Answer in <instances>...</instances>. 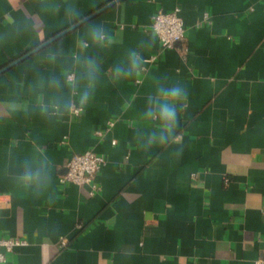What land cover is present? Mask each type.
<instances>
[{"label": "crops", "instance_id": "0c3cea01", "mask_svg": "<svg viewBox=\"0 0 264 264\" xmlns=\"http://www.w3.org/2000/svg\"><path fill=\"white\" fill-rule=\"evenodd\" d=\"M176 6L185 56L161 48L151 30L159 9ZM93 26H103L110 46L85 43ZM131 50L144 58L141 74L114 83V66ZM87 57L100 65L91 104L53 115L54 97L69 89H50L48 79H77ZM153 77L180 82L188 106L179 142L143 151L135 137L154 127L141 115ZM87 149L106 158L94 193L59 181L72 153ZM38 164L50 181L23 183L25 166ZM2 237L26 241L3 264L264 257V0H0Z\"/></svg>", "mask_w": 264, "mask_h": 264}, {"label": "clouds", "instance_id": "9594fccd", "mask_svg": "<svg viewBox=\"0 0 264 264\" xmlns=\"http://www.w3.org/2000/svg\"><path fill=\"white\" fill-rule=\"evenodd\" d=\"M85 43L103 48L110 46L111 40L103 26H93L87 34ZM47 59L50 62H56L57 55L49 53ZM78 64L80 71L77 79L70 81L63 76H52L47 81V86L57 92L64 88L69 89L67 95L54 97L53 115L72 114L77 107L80 112H83L94 98L100 81L99 62L94 57H87L79 60ZM143 67V56L136 50H131L124 62L114 66L113 82L137 77L141 74ZM187 106L188 92L180 82H170L167 77H153V92L147 96L141 115L147 125H154V127H151V130L137 131L135 139L138 147L148 151L154 146L177 144L180 116ZM42 111L47 112V108ZM50 179V173L43 164L26 165L20 176V180L27 185H43Z\"/></svg>", "mask_w": 264, "mask_h": 264}, {"label": "built area", "instance_id": "2783aa9c", "mask_svg": "<svg viewBox=\"0 0 264 264\" xmlns=\"http://www.w3.org/2000/svg\"><path fill=\"white\" fill-rule=\"evenodd\" d=\"M151 30L159 39L161 48L174 49L181 56H185L188 53L180 7L176 6L169 11L159 9L152 17ZM155 59L156 56L152 55L148 61L153 62ZM73 113H79V109H74ZM109 125H113V122H110ZM95 133L98 136H103L102 130H97ZM105 164L106 158L92 149L74 152L68 159L64 172L59 176V181L62 184H88L91 187V193H94L98 189L95 178ZM25 244L26 241L24 239L17 237L0 238V264L6 261V253ZM254 264H264V257L258 258Z\"/></svg>", "mask_w": 264, "mask_h": 264}]
</instances>
